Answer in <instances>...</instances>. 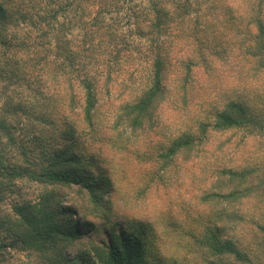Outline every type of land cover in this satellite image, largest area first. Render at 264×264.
<instances>
[{
    "label": "trees",
    "instance_id": "obj_1",
    "mask_svg": "<svg viewBox=\"0 0 264 264\" xmlns=\"http://www.w3.org/2000/svg\"><path fill=\"white\" fill-rule=\"evenodd\" d=\"M132 1L0 0L1 111L32 131L21 137L23 124L0 117V204L11 206L0 229L14 247L44 253L89 239L93 225L78 209L60 208L51 191L16 202L12 185H77L91 211H105L106 182L75 151L37 160L32 146L34 125H53V103L72 109L78 89L95 129V98L114 85L125 100L101 128L122 150L145 137L147 188L193 168L194 204L207 211L190 236L198 264H264V0ZM162 107L172 120L156 115ZM59 128L49 139L78 143L75 124ZM10 247L0 241V253ZM145 249L136 235L112 231L105 263L146 264Z\"/></svg>",
    "mask_w": 264,
    "mask_h": 264
},
{
    "label": "rangeland",
    "instance_id": "obj_2",
    "mask_svg": "<svg viewBox=\"0 0 264 264\" xmlns=\"http://www.w3.org/2000/svg\"><path fill=\"white\" fill-rule=\"evenodd\" d=\"M141 1L133 0L130 5ZM121 24L124 28L127 26L125 22ZM134 34H127V39L135 40ZM111 88L109 96L102 89L95 98L96 108L92 118L95 129L88 125L83 115L85 98L83 91L78 89L72 109L67 100L53 103V125H34L36 131L33 134L40 136L39 141H35L32 146L37 160H44L48 157L47 152L55 154L62 148L75 151L88 171L91 174H100L106 182L103 198L108 208L105 211H91L86 196L82 195L77 185L45 187L36 182L19 180H15L12 185L16 196L11 198L22 204L34 202L43 192L51 191L60 208L74 207L92 223L91 236L89 239L82 237L76 240L68 248L59 245L50 253H44L38 249L14 247L13 235L0 229V241L11 246L0 253V264H106L103 250H106L109 235L112 231L120 230L136 235L143 241L146 247V264H198L200 261L193 251L194 242L190 236L196 235L207 222V211L197 208L194 204L196 187L192 181L193 168L188 166L185 173H182L184 177L181 173L179 176L170 174L164 186L147 188L151 175V160L146 159L151 152L145 145V137H138L136 146L129 145L126 150H122L125 144H111L110 137L106 138L113 136L112 132L101 128L103 125L111 126L115 106L125 100L124 97L116 96V86L112 85ZM12 90L16 92L15 89ZM2 98L0 97V117L17 124L19 128L23 124L22 130L16 131L19 136L26 137L31 134L30 122H24L21 117L2 114ZM156 115L162 120L170 118L163 107L162 110L159 108ZM45 118H48V114ZM63 119L69 120L77 127L78 143L72 139L63 141L55 136L52 140L49 139L51 133H57L60 129ZM168 130L172 131V128ZM125 135L126 138L131 137L129 131ZM10 208L9 204H0L2 214ZM54 208L57 210L55 203ZM59 251L63 258L58 257V253L57 257H53L54 253Z\"/></svg>",
    "mask_w": 264,
    "mask_h": 264
}]
</instances>
